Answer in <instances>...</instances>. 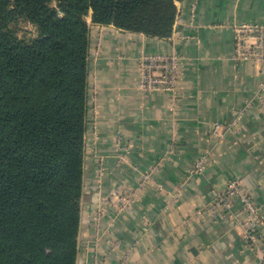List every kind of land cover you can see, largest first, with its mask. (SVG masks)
I'll return each mask as SVG.
<instances>
[{"label":"crops","instance_id":"0c3cea01","mask_svg":"<svg viewBox=\"0 0 264 264\" xmlns=\"http://www.w3.org/2000/svg\"><path fill=\"white\" fill-rule=\"evenodd\" d=\"M177 6L167 39L91 26L77 264L92 263L82 249L98 236L102 264H118L128 250L126 264H259L242 251L243 229L215 220L205 207L235 178L264 204V63L234 58L236 26L264 25V0H185ZM101 27L107 31L99 38ZM153 55L177 58L174 91L142 87L138 62ZM215 123L223 125V139L209 137ZM94 151L106 166L97 192ZM203 153L210 158L204 174L187 179ZM156 164L133 207L112 223L105 217L96 229L98 197H111L117 186H137ZM110 239L119 242L118 250Z\"/></svg>","mask_w":264,"mask_h":264},{"label":"trees","instance_id":"16d2710c","mask_svg":"<svg viewBox=\"0 0 264 264\" xmlns=\"http://www.w3.org/2000/svg\"><path fill=\"white\" fill-rule=\"evenodd\" d=\"M185 0H0V264H77L90 25L172 36ZM33 25L21 38L13 23Z\"/></svg>","mask_w":264,"mask_h":264},{"label":"rangeland","instance_id":"374dc122","mask_svg":"<svg viewBox=\"0 0 264 264\" xmlns=\"http://www.w3.org/2000/svg\"><path fill=\"white\" fill-rule=\"evenodd\" d=\"M86 21L90 25L91 30V26L93 23L90 15L86 17ZM13 27L21 38H33L37 35L35 27L27 22L18 20L13 23ZM106 31L107 28H99L97 33L98 37L100 38L103 34H105ZM97 42V50L95 53L98 52L99 47V40ZM142 59L143 57L138 62L141 75ZM241 113H243V111L240 112V116L236 120V126H240V123H242L243 121V118H241ZM211 128L209 131V137L217 140L223 139V127L220 129L219 134L217 135H214L213 132H211ZM93 157L96 159L97 163L94 171L95 185L93 189L94 191H99V189L101 188V180L105 175L106 166L104 157L101 154L94 151ZM123 159L124 156L121 157V160ZM209 159L210 158L208 153H203L201 156H199L190 167L187 179L200 177L201 175H203L207 166L209 165ZM156 170L157 164L153 166V168H151L148 175L143 176L142 182L137 184V186L135 187L128 188L127 186H117L111 192V197H98L94 206V214L92 218L93 224L95 225L96 229L100 228V225L105 217L109 219V223H112L116 221L117 216L122 215L128 209L132 208L133 205L138 201L140 193L146 187L145 181L150 179L149 175H151V173H155ZM185 185V183L182 184V187H184ZM229 185L231 187V190H233L234 192L231 195L230 201H227L226 199H224V197L230 190ZM243 196L250 198L251 202L257 208V211L255 213H251L250 210L245 207L242 201ZM109 207H113L115 209L114 215L108 214ZM205 209L211 213L212 217L215 220L219 218L222 222L240 226L243 229L242 251L246 254L253 255L258 260L259 264H264V204L257 203L248 192L244 191L240 186L239 179H232L223 190L215 191L210 201L207 203ZM252 229H255L254 240L250 239L248 235ZM106 231L108 234L109 230ZM99 238L100 236L96 237L95 245H92V243L88 242L85 244V248L82 249V252H84L89 261L93 259L92 263L90 264H102L103 262L99 260V257L97 255V252L100 249L99 244L101 242ZM109 242L112 244L113 249H119V242H117V240L110 239ZM128 251L124 252L121 255L122 257L120 258V262L118 264L127 263V259L130 253Z\"/></svg>","mask_w":264,"mask_h":264},{"label":"built area","instance_id":"2783aa9c","mask_svg":"<svg viewBox=\"0 0 264 264\" xmlns=\"http://www.w3.org/2000/svg\"><path fill=\"white\" fill-rule=\"evenodd\" d=\"M234 50V58L237 61L264 63V25L247 23L236 26ZM141 69V84L145 90L174 91L178 78V63L175 56H145L141 60ZM261 89L264 90V83ZM222 127V124L216 123L212 126L211 132L217 135ZM233 192L230 187L224 199L230 201ZM242 201L251 213L257 211V208L251 202L250 198L243 196ZM254 232L255 229H252L248 234L250 239H255Z\"/></svg>","mask_w":264,"mask_h":264}]
</instances>
